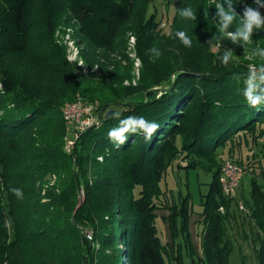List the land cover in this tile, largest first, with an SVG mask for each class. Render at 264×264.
Returning a JSON list of instances; mask_svg holds the SVG:
<instances>
[{
	"label": "trees",
	"instance_id": "16d2710c",
	"mask_svg": "<svg viewBox=\"0 0 264 264\" xmlns=\"http://www.w3.org/2000/svg\"><path fill=\"white\" fill-rule=\"evenodd\" d=\"M219 3L229 10L228 0H174L164 32L150 0H0V264H231V199L222 191L216 154L237 135L264 142V107L249 106L242 95L249 66L264 61L220 62L226 49L213 48L221 39L208 42L217 34ZM231 4L234 31L245 6L256 5ZM188 6L197 19L180 17ZM74 24L91 67L110 55L120 59L112 70L100 64L107 79L75 74L57 37ZM177 30L191 38V48L175 38ZM263 30L254 31V48H264ZM129 33L141 61L135 84ZM76 101L95 105L99 114L83 129L63 112ZM110 110L121 118L144 116L159 131L148 141L130 136L117 148L107 136L118 124L107 117ZM174 162L185 173L211 174L200 210L190 193L176 201L162 187ZM12 187L23 190V199ZM250 195L264 232V184L253 178ZM159 210L168 211L171 241L159 236ZM257 256L264 264V235Z\"/></svg>",
	"mask_w": 264,
	"mask_h": 264
},
{
	"label": "rangeland",
	"instance_id": "374dc122",
	"mask_svg": "<svg viewBox=\"0 0 264 264\" xmlns=\"http://www.w3.org/2000/svg\"><path fill=\"white\" fill-rule=\"evenodd\" d=\"M169 2V6L167 5ZM174 0H150V12L157 10V20L160 22V27L164 32L169 31L170 21L173 15ZM163 24V25H162ZM78 29V24L74 26H63L58 30L57 37L61 44L67 48V58L75 66V74L77 76H86L89 79H107V73H103L100 69V64H103L106 69L112 70L114 64L120 63L117 55H110V60L102 59L99 64L91 67L85 60L82 50L83 45H79L75 39V31ZM264 32V30H263ZM127 52L130 60L133 62V74L135 84L139 78L141 61L136 57L135 52V37L129 33ZM253 37L251 44L246 46V50L242 45H236L231 40L222 38L220 44L213 48V51L219 50L220 46L225 49H233V57L237 62L249 60L254 62L258 56L254 55ZM121 64L128 65V62L122 61ZM254 63H251L253 65ZM126 84H129L126 81ZM97 105V103H95ZM95 106V105H94ZM78 115V114H76ZM99 114L93 112L90 120L85 116L81 119L80 126L84 128L90 125L94 120L98 119ZM78 117V116H76ZM237 135L229 140L224 146L217 149V161L222 164L226 160H233L240 164L243 168V173L240 176V185L234 195L230 197L231 204L229 208V219L226 223L227 236L230 239L233 250L230 253L229 261L231 264H259L258 250L261 247V238L264 232L259 229L256 220L252 215L253 207L251 202V180L254 178L261 184L264 180L261 171L264 170V142L259 140L258 143L253 142L250 136ZM178 162L186 164L187 161L178 159ZM176 162L173 164V169L169 170L166 178L162 181V187L173 193V198L177 201L180 195L191 194L194 202L195 210H200L199 200L200 194L208 190V185L211 181V174L205 173L201 170H191L185 173L183 169L176 168ZM51 176H48L46 182L52 181ZM226 209H224V212ZM159 218L157 225L159 229V236L163 241H171L170 229L168 222L164 216L168 215V211L159 210ZM199 217L193 215L191 218V232L194 243L198 248V240L196 237L195 221ZM86 232L89 230L85 229Z\"/></svg>",
	"mask_w": 264,
	"mask_h": 264
},
{
	"label": "clouds",
	"instance_id": "9594fccd",
	"mask_svg": "<svg viewBox=\"0 0 264 264\" xmlns=\"http://www.w3.org/2000/svg\"><path fill=\"white\" fill-rule=\"evenodd\" d=\"M253 3L256 5L255 7L245 6L242 21L234 31H229V28L235 22V15L233 14L235 10L231 6V0H228L229 10L225 9L223 3L217 4L215 13L218 19L217 34H214L208 42L211 43L212 40L226 38L231 40L233 44L242 45L246 50V46L252 42L254 31L264 29V14L260 11V8H264V0H253ZM179 15L183 19H197V15L191 6L179 9ZM204 15L207 16L208 12L205 11ZM175 38H178L185 47H192V40L186 32L177 30ZM149 51L155 58L161 55L160 50L156 47L151 48ZM254 55L264 61V48H255ZM218 59L224 66H228L233 61V49H226ZM234 78L240 79L239 75L234 76ZM243 82L242 95L247 104L253 108L264 107V63L259 66L250 65ZM111 117L117 120L118 124L108 130L107 136L117 148L125 145L129 137L134 135H141L146 141L152 140L160 128L157 122L150 121L144 116L129 115L121 118L122 113L119 110H113ZM10 191L18 199H23L22 189L12 187ZM5 226H9L7 222H5Z\"/></svg>",
	"mask_w": 264,
	"mask_h": 264
},
{
	"label": "built area",
	"instance_id": "2783aa9c",
	"mask_svg": "<svg viewBox=\"0 0 264 264\" xmlns=\"http://www.w3.org/2000/svg\"><path fill=\"white\" fill-rule=\"evenodd\" d=\"M163 25V24H162ZM95 106L93 104L84 105L81 101H76L69 104L63 109L66 119L70 121H76L79 128L83 129L81 124V119L87 118L90 120L91 114L93 113ZM78 114V115H76ZM88 114V115H87ZM78 116V117H76ZM80 117H82L80 119ZM73 142H69L67 148L72 147ZM243 173V168L240 164L233 160H226L222 164L220 182L222 186V191L226 197H232L240 185V176ZM221 211L224 212V209L221 208Z\"/></svg>",
	"mask_w": 264,
	"mask_h": 264
},
{
	"label": "water",
	"instance_id": "95a60500",
	"mask_svg": "<svg viewBox=\"0 0 264 264\" xmlns=\"http://www.w3.org/2000/svg\"><path fill=\"white\" fill-rule=\"evenodd\" d=\"M112 111H113V110H110V111L107 112V117L111 115V112H112Z\"/></svg>",
	"mask_w": 264,
	"mask_h": 264
},
{
	"label": "crops",
	"instance_id": "0c3cea01",
	"mask_svg": "<svg viewBox=\"0 0 264 264\" xmlns=\"http://www.w3.org/2000/svg\"><path fill=\"white\" fill-rule=\"evenodd\" d=\"M157 11V10H156Z\"/></svg>",
	"mask_w": 264,
	"mask_h": 264
}]
</instances>
